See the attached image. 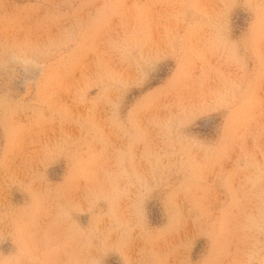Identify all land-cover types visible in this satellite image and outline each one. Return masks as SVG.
<instances>
[{
  "label": "rangeland",
  "instance_id": "374dc122",
  "mask_svg": "<svg viewBox=\"0 0 264 264\" xmlns=\"http://www.w3.org/2000/svg\"><path fill=\"white\" fill-rule=\"evenodd\" d=\"M0 264H264V0H0Z\"/></svg>",
  "mask_w": 264,
  "mask_h": 264
}]
</instances>
